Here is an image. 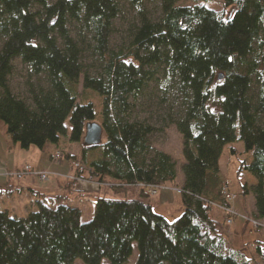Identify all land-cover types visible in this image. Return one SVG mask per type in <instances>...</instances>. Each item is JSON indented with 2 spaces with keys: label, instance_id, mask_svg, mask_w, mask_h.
<instances>
[{
  "label": "trees",
  "instance_id": "16d2710c",
  "mask_svg": "<svg viewBox=\"0 0 264 264\" xmlns=\"http://www.w3.org/2000/svg\"><path fill=\"white\" fill-rule=\"evenodd\" d=\"M127 1L137 22L129 42L114 49L121 0H0V123L7 135L51 157L68 136L81 146L85 171L77 176L114 195L75 190L74 181L62 195L28 189L34 209L26 216L0 207V264H129L135 249V264H264V242L234 248L213 216L214 205H227L222 151L242 142L250 162L240 163L238 178L247 173L257 181L242 194L251 190L254 218L264 221V0H223L221 12L201 5L217 0H158L157 20L146 7L153 0ZM16 60L30 70L29 101L11 88ZM154 103L161 127L133 118ZM98 115L102 142L85 146L86 126ZM171 126L182 136L185 160L183 213L174 221L150 201L151 190L177 180L173 157L149 145ZM98 150L102 158L94 159ZM130 187L140 189L139 198L126 197ZM16 192L0 187V196ZM82 198L95 204L87 223L73 201Z\"/></svg>",
  "mask_w": 264,
  "mask_h": 264
},
{
  "label": "rangeland",
  "instance_id": "374dc122",
  "mask_svg": "<svg viewBox=\"0 0 264 264\" xmlns=\"http://www.w3.org/2000/svg\"><path fill=\"white\" fill-rule=\"evenodd\" d=\"M121 3L123 6L122 13L120 18L114 22V33L111 37V43H110L111 47L114 49H117L121 45L129 42L130 29L133 27L134 23L137 22L136 12L131 8L128 1L121 0ZM189 4H191L190 0H177V5H189ZM201 5H204L207 8L217 12H221L223 11V9H226L225 2L223 0H217L209 3L201 2ZM146 7L152 19L157 20L161 17L162 10L158 0L146 2ZM14 66H15V71L12 77L10 78L11 88L16 95L25 99L26 101L27 100L29 101L26 84L30 78V70L20 60H16L14 62ZM32 82L35 83L38 82V80L33 79ZM152 91H153L152 94L158 93L157 88L153 89ZM88 94L90 97L94 99L95 102L98 103V99L95 97V95H93L90 92H88ZM140 104H144L145 106L147 105V102L146 100L141 101ZM143 108L145 109L142 108L137 109L135 113H133V118H138L139 120L142 121L146 120L151 125H154L156 127H161V125L157 120L158 118L156 114L158 113V108L156 107V103H154L153 106L151 105V108L149 110L146 109V107ZM96 123L97 124L100 123L99 115L96 119ZM163 130L164 131L162 133L155 134L149 138V145L153 151H162L170 154L173 157V159L177 163V180L175 184H169L170 187L167 186L168 188L165 187L159 188L156 194H150V198L156 197L158 195L159 190H164L166 192L171 193L170 195L172 199L169 200L170 206L167 208V211L163 208L162 209L158 208L155 210L157 213L164 215L169 221H174L178 219L183 213L181 195L178 191L184 179L183 165L185 163V160L182 154L183 139L175 127L171 126L164 128ZM6 132H7V128L5 124L0 123V159L4 161L3 163L8 162V165L10 166H12V163L13 164L16 163V165H19L18 167L20 168L23 167L21 165H24L25 161L31 162V159H35V157L38 158V160L36 158V163H41V161H43L40 160L42 156L43 158H46L47 160L46 162H48L49 170L51 172H57L58 170L59 171L61 170L60 165L56 167L57 163L59 162L49 161V156L47 154L42 153L37 147H30L28 150L22 149L19 144L14 143V141L7 135ZM70 144L71 143L69 142L68 136L62 137L60 140V150L57 151V153H61L63 155L64 153H67L63 148L69 146ZM79 149L81 150L80 145H79ZM233 150H235V153L233 152ZM244 150L245 147L242 142H236L233 144L226 145L222 151L219 160V170H220L221 178L224 182L227 183L228 187L226 188L228 189V192L235 196V200L230 204V207L236 212L238 216L232 218L234 219L232 224H228L229 216L224 211L214 206L215 210H218L222 213L223 223H224L222 230L225 233L230 231V234L227 235L231 245H233L234 248L236 249H242L244 248V245H246V243H252L253 241L264 242V227L256 228L249 221V220H255L254 213L252 211L255 202L254 195L251 192V190L249 192V195L243 196L242 194L245 185L251 186L252 184L257 183V181L250 175H248L249 177H242L240 179L238 178L237 175L238 170L240 168V163L243 161L250 162V156L244 155ZM34 152L36 153V156L34 155ZM93 156L94 159H101L102 153L100 150H98L94 152ZM80 157L81 156L77 157L78 158L77 160L81 161ZM62 161H65V156H64V160ZM65 162L68 163L67 161ZM66 163L64 164V166L68 165ZM70 165H71V170L74 171L72 167V162H70ZM49 170L41 171L42 173L48 174L49 179L47 181H42L37 176L34 177L36 180L34 181L35 187H38V189L41 191H49L51 188L50 187L51 181L53 180L51 179V177L53 174ZM34 171L35 173H40V170L34 169ZM2 172L3 171H0V174H3L2 177L3 179L6 180L4 181L7 182L8 178L6 175L8 173L6 172L5 174ZM75 174L76 172L74 173V175L72 176L70 175L69 177H67L68 181H71L70 178L74 177ZM12 183L13 185H18L19 183H23V182L21 181L17 182L13 180ZM25 183L27 184V182ZM53 183L55 184V180H53ZM106 187L108 186L105 185V188ZM139 190L140 189L136 187H130L126 197L129 199L139 198L138 195ZM17 195L18 197H16V199H12L5 195L0 196V207L8 211L12 216L24 217L27 215L28 212L33 211L34 209L32 198L29 196L27 192H22L20 195L19 194ZM243 200H244V205L246 206L243 205ZM151 201L153 202L155 201V199L152 198ZM81 208L83 211V222L87 223L91 221L95 214V204L93 203V201L92 200L86 201V203ZM246 223H248L247 226ZM248 253L251 254V251H249ZM137 257H138V252L135 249L134 255L130 259L129 264H135ZM104 263H108V262L105 261ZM76 264H81V262L78 261L76 262Z\"/></svg>",
  "mask_w": 264,
  "mask_h": 264
},
{
  "label": "crops",
  "instance_id": "0c3cea01",
  "mask_svg": "<svg viewBox=\"0 0 264 264\" xmlns=\"http://www.w3.org/2000/svg\"><path fill=\"white\" fill-rule=\"evenodd\" d=\"M15 147H16V145H15ZM63 149L65 150V152L70 153L71 155H73L75 157L81 156V150L79 149V145L70 144L69 146H66ZM77 149H79V150H77ZM42 153L47 154L49 156V161H51V162L53 161L54 162V160H53L54 157H51V155L48 154L47 152H42ZM34 155L36 156L35 152H34ZM36 158L37 157H35V159H31V162H28V161L26 162L25 161L24 165H21L23 167H20V168L18 167L19 165H16V163L15 164L12 163V166H10V165H8V162L3 163L4 161L0 159V171H3L2 173H5V174H6V172L8 174H10V173H14V172H18V171L22 170L26 165H31L35 170H40V172L49 170V165H48V162H46L47 161L46 158H43L41 156L40 160H43V161H41V163H36ZM37 160H38V158H37ZM65 163H66L65 161H61V162L57 163L56 167L58 165H60V167H61L60 171L58 170L57 172H51L49 170L53 174L51 179L55 180V184L53 183V180L51 181V186H50L51 188H50L49 191H41V190L38 189V187H35V182H34V181H36L35 178H34L35 175H27L24 178H22L21 180H19V179H16L14 177L13 178L9 177L8 174H7L6 176H7L8 179H7V182H5L6 180L3 179V177H2L3 174H0V187L11 186V187H13L14 190L20 188L21 192H19V193L16 192L15 194L11 195L10 198H12V199H16V197H18L17 194L20 195L22 192H26L28 189L37 191L39 193H42V194H45V195H48V196L62 195V194H64L66 192V186L69 185V183H70V181H68L67 177H69L70 175L72 176L75 173L74 171L71 170L70 162L66 163L68 165L64 166ZM244 177H249V176H248L247 173H244ZM10 178H11V180H10ZM13 180H15L17 182L21 181L23 183H19L18 185H13V183H12ZM1 182H3V183H1ZM25 182H27V184ZM183 182H184V179H183V181L181 183L182 185H183ZM94 184L92 182H89V181H85V180L82 181L81 180L79 182H75V184H73L74 185L73 187L75 188V190L96 193V195H100V194L104 195V194L107 193L108 196H114L112 194V192L108 193V190H106L105 185H102L101 189H99L100 186L97 187ZM253 185H255V183L252 184L251 186H253ZM167 186L170 187L169 184L164 186V187L168 188ZM170 194L171 193L166 192L164 190H159L158 191V195L156 197H151L150 198V201H151L152 198L155 199V201H153V202L151 201V204L154 206L155 209H158V208L162 209L163 208V209H165L167 211V208L170 206L169 200L172 199ZM86 199L87 198L74 199L73 201H74V204H77V206H79L81 208L86 203V201H87ZM243 205H244V200H243ZM244 206H246V205H244ZM255 210L256 209H255V206H254L253 209H252L253 213H255ZM27 212H28V210H27ZM246 213H247V211H246ZM213 216H214V218H216V219L220 220L221 222H223V215H222V213L220 211L214 210ZM227 234H230V231H228Z\"/></svg>",
  "mask_w": 264,
  "mask_h": 264
},
{
  "label": "built area",
  "instance_id": "2783aa9c",
  "mask_svg": "<svg viewBox=\"0 0 264 264\" xmlns=\"http://www.w3.org/2000/svg\"><path fill=\"white\" fill-rule=\"evenodd\" d=\"M53 160H54V162H60V161L64 160V155L61 153H56ZM72 167H73L74 171L76 172V174L74 177L70 178V180L74 181V182L81 181L82 179L79 176H77V174L78 173L82 174L85 171L84 166L82 165V163L80 161H72ZM27 175H35L38 178H40L42 181H47L49 179L48 174H46V173H42V172L35 173L33 167L30 165H26L22 170H20L18 172L8 174L9 177H12V178L14 177V178L19 179V180H21L22 178H24ZM92 183L94 184V182H92ZM94 185L100 186L98 183H95ZM157 190L158 189L151 190L150 194H156ZM178 191L181 194L180 190H178ZM223 193H224V200H225V203L227 205L231 204L235 200V196L230 194L226 187L223 189ZM227 205H214V206L221 209L222 211H224L229 216L228 224H232V222L234 220L232 218H235L238 215L236 214V212L231 207H228ZM249 221L256 228H263L264 227V224H263L264 221H260V220H256V219L255 220H249Z\"/></svg>",
  "mask_w": 264,
  "mask_h": 264
},
{
  "label": "water",
  "instance_id": "95a60500",
  "mask_svg": "<svg viewBox=\"0 0 264 264\" xmlns=\"http://www.w3.org/2000/svg\"><path fill=\"white\" fill-rule=\"evenodd\" d=\"M103 128L97 123H89L86 126L84 138L85 146L96 147L102 142Z\"/></svg>",
  "mask_w": 264,
  "mask_h": 264
}]
</instances>
